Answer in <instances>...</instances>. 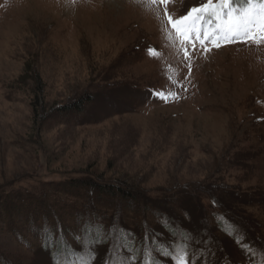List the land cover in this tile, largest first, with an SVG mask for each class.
I'll return each mask as SVG.
<instances>
[{"label": "rangeland", "instance_id": "374dc122", "mask_svg": "<svg viewBox=\"0 0 264 264\" xmlns=\"http://www.w3.org/2000/svg\"><path fill=\"white\" fill-rule=\"evenodd\" d=\"M199 2L168 8L176 19ZM185 76L161 20L133 0H0V255L50 264L31 232L55 223L41 215L48 210L90 264H145L146 249L150 264H174L157 249L178 244L188 245L189 264H225V251L227 264H264V46L211 48ZM157 88L181 98L164 103L152 95ZM87 97L81 113L64 111ZM76 178L137 189L140 209L150 203L158 216L118 217L102 196L63 195L59 188ZM198 188L246 226L259 224L261 241L237 232L248 251L226 242L215 227L219 210L206 194L199 207L190 193ZM165 221L186 239L167 234ZM85 225L101 235L88 246ZM120 231L137 254L120 247Z\"/></svg>", "mask_w": 264, "mask_h": 264}, {"label": "snow or ice", "instance_id": "6c2138e0", "mask_svg": "<svg viewBox=\"0 0 264 264\" xmlns=\"http://www.w3.org/2000/svg\"><path fill=\"white\" fill-rule=\"evenodd\" d=\"M144 5L149 11L155 12L161 20L162 29L166 32L169 42L176 50L178 59L188 68V77L192 73V62L195 57L206 54L211 48L219 49L226 45H254L264 46V0H200V2L186 9V11L174 19L168 6L173 0H133ZM69 6L75 5L77 0H65ZM163 6V7H161ZM161 12L163 13L161 15ZM156 52L149 48L151 55ZM156 55H159L156 52ZM167 80L176 87H183L178 80ZM155 99L169 103L178 102L181 98L178 92H170L164 88L153 89ZM215 204V201L213 202ZM243 250L248 251L247 245L239 241ZM122 247L128 248L125 240ZM163 255L170 257L174 264H189V247L187 244H178L174 249L158 248ZM119 252V249H117ZM152 249L145 250V264H150ZM131 259H135L131 257ZM118 264H125L123 258Z\"/></svg>", "mask_w": 264, "mask_h": 264}, {"label": "trees", "instance_id": "16d2710c", "mask_svg": "<svg viewBox=\"0 0 264 264\" xmlns=\"http://www.w3.org/2000/svg\"><path fill=\"white\" fill-rule=\"evenodd\" d=\"M91 98L87 97V98H83V99H79L76 100L74 103L70 104L69 106H66L64 111L65 112H70V113H81L85 104L90 102ZM64 186H62L60 189V192L63 195H70L73 193H78L83 191L84 193H92L94 195V198L97 197H104L107 200H110L111 203L110 204H115V208H114V212L116 214H118V217H121V213L125 210L127 212H131V213H136L138 212V210H141L146 213H151L152 216H154L153 214H157V212H159L160 210L157 209L155 206H153L152 204L149 203V207H145L144 209H140L141 205L139 203H141V201H145V199L142 197V194L136 189H132L130 187H126V186H122V185H109V184H101L98 183L92 179H74L71 180L69 183H63ZM190 193L192 195H195V201L197 203V205L200 207L201 203L199 200V194H206L207 198L209 199V202L211 203L212 206H215L218 210H219V214H215V216L218 217V219H216L215 222V227L218 231L222 232L224 235L227 236L226 242H230L229 240H232L233 238L236 240L237 243H240V238L239 237H234L235 234L238 233H242L244 235H247L248 237H250L253 241H261L260 237L262 239V233H261V229L258 226L259 224H257L256 222H250L249 226H246L244 224V219L239 218V217H234L232 211L228 210V209H221L222 205L219 199L211 196V192L209 191V193H207L206 188H198L195 190V192L190 191ZM141 194V195H140ZM209 194V195H208ZM216 200H215V199ZM142 199V200H141ZM215 201V204L213 203ZM13 207H11V209L9 210V212L6 213L7 217L9 216V218H13V212H12ZM63 212L66 213V211L63 210ZM39 213H41L39 211ZM67 214H69V217L73 218V219H82L81 217L77 216V213L73 214L72 212H67ZM41 215L46 216L47 218H51V220L55 223H51L52 225L49 226L48 223L49 222H45L44 226H42V228L38 227L36 229H31V232H33L34 235H38L39 238L41 239V244L39 247V250L41 252H44L50 262V264H90V260H88V258L86 259V257L84 258L83 256L78 255V253H76L75 251L71 250V247H69V245L67 244V237L70 235L71 237H73V234H69L66 230H64L63 228L59 227V217H54L51 215V211H44L41 213ZM158 216L155 215V217ZM6 217V216H5ZM164 220V219H163ZM252 221V220H251ZM167 222L165 221L161 226L163 230H165L167 232V234H169L171 237L172 236H177L179 235L183 240L186 239V234L185 233H181L179 232V228L180 226L175 227L174 229H170L171 227H169L167 224ZM237 225H241L243 228H239ZM251 225V226H250ZM41 227V225H40ZM44 227V228H43ZM90 225L88 226H84V228L80 231L81 233V238L83 239V244L85 245H89L91 243H93L95 240H99V238L101 237V235L99 236V230L96 232H94V235H92V231H90ZM121 233L118 236L119 242L121 244V248H124V250H127L128 253H131V255L133 254H137V248L136 250H134V248L129 244V247L131 249V251H129L128 248L122 247V245L124 244L125 240L128 241V232H123L120 231ZM179 232V233H178ZM259 235L258 236H253V235ZM99 236V237H98ZM131 236V235H130ZM70 237V238H71ZM134 239V237H132ZM256 238V239H255ZM229 239V240H228ZM134 240L138 241V237ZM148 242V239H145L144 242H142V245H144L145 242ZM139 242V241H138ZM225 242V243H226ZM260 243V242H258ZM141 244V243H139ZM245 244V243H244ZM148 245V244H147ZM247 245V243L245 244ZM249 246V245H247ZM225 247V246H224ZM237 248L239 251H241V247H235L236 251ZM253 249L255 248L254 246L252 247ZM252 249V250H253ZM254 251V250H253ZM208 252V256L210 257V252ZM226 253V258L222 259L225 261V264L229 263L230 260L227 259V255L228 253L225 251ZM90 256V255H88ZM73 260V262H71ZM0 264H14L12 263V261L6 259L5 256L0 255Z\"/></svg>", "mask_w": 264, "mask_h": 264}]
</instances>
